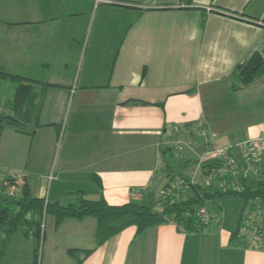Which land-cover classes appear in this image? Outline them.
I'll return each mask as SVG.
<instances>
[{"label":"crops","instance_id":"obj_1","mask_svg":"<svg viewBox=\"0 0 264 264\" xmlns=\"http://www.w3.org/2000/svg\"><path fill=\"white\" fill-rule=\"evenodd\" d=\"M255 52L264 53V0H0V68L47 83L38 84L41 124L32 133L0 128V160L14 173L0 187L12 177L7 189L26 182L49 201L103 195L153 208L176 176L226 184L206 182L177 138L198 147L200 126L212 143L235 142L218 122L239 110L234 94L246 85L232 89L231 73ZM236 217L193 230L173 220L139 232L128 224L97 243L94 217L55 224L47 213L39 264H225L238 248L258 264L256 246L229 242ZM33 244L12 233L0 264H19L28 249L33 257ZM68 248L80 249L79 262Z\"/></svg>","mask_w":264,"mask_h":264},{"label":"trees","instance_id":"obj_2","mask_svg":"<svg viewBox=\"0 0 264 264\" xmlns=\"http://www.w3.org/2000/svg\"><path fill=\"white\" fill-rule=\"evenodd\" d=\"M185 1L191 2V0ZM263 69L264 58L261 54L258 52L251 54L234 67L231 73V77L234 78L231 88L237 90L251 83ZM3 82H10L11 85H4ZM40 82L47 84L0 68V89L5 91L0 97V128L9 126L18 132L32 133L31 127L41 124L38 122L43 95L38 85ZM123 102L138 101L127 99ZM254 176L229 177L226 184L212 188L191 184L189 194L180 196L172 203L164 201L160 210H154L150 205L134 199L121 204H110L103 195L97 198L82 197L76 202L49 201L44 197L33 196L26 182L21 183L17 188L14 187L18 192L17 195H10L7 187L14 183V179L8 177L6 183L0 187V232L2 233L0 259L10 235L20 231L23 235L32 237L36 243L34 262L31 263L35 264L38 243L42 237L43 217L47 213L54 216L55 224L68 217L81 218L86 215L94 217L96 220L95 236L97 243H101L128 224H134L136 231L139 232L153 224L173 220L180 227L193 230L196 227L197 207L207 199L220 198L225 195L238 196L243 201L237 213L235 226L230 232L229 242L240 246H257L258 242L248 238L251 235L249 232L253 229V223H255L250 209H255L252 201L257 197L264 201V170ZM233 179L236 183L231 181ZM246 206L249 209L248 214L244 212ZM90 250H83V255L88 254ZM67 251L75 256L77 262L80 261V249L68 248Z\"/></svg>","mask_w":264,"mask_h":264},{"label":"rangeland","instance_id":"obj_3","mask_svg":"<svg viewBox=\"0 0 264 264\" xmlns=\"http://www.w3.org/2000/svg\"><path fill=\"white\" fill-rule=\"evenodd\" d=\"M3 84L8 86L11 85L10 82H3ZM2 92L3 91H1L0 89V97L2 95ZM234 96L239 102L238 104L239 110L236 111V114H234L233 112L230 113L229 115L230 118H225L223 123L221 122L222 121L221 118L219 119L220 121L218 122L220 124L219 126L227 131L225 132L224 135L228 137V141L237 142L245 138H248L250 136H254L259 133H264V69L262 70L260 75L255 77V79L251 83L244 86L243 90H239L237 93H235ZM69 99L70 98H68V101L66 103V110L68 109L69 106ZM221 114L222 115L224 114V116L228 117V111H224ZM64 122L65 119H63L61 122L62 126ZM220 142H226V141H219V140H217V142L213 141L215 146H220L221 145ZM57 148L58 147H56V150ZM161 158L162 156L160 157V159ZM173 159L175 160L174 156ZM173 159L171 160L174 161ZM11 168L12 166L9 167L5 161L0 160V180L8 176V172H10ZM10 173L14 174L13 171H11ZM231 181L236 183L235 179ZM249 202L251 203V201ZM252 204L255 209L253 210L250 209V211L253 217L255 218V223H253V229L252 231L249 232V234L251 235L248 238L252 239L256 243L258 242V245L254 247L256 251H258L259 253L258 264H264V201H262L260 197H257V199L252 201ZM242 205H243L242 199L238 196H233V195L232 196L225 195L220 198H216V200L214 201H208V203L205 204V206L208 209H210L217 215L219 214L221 218L222 219L224 218L226 222H229L231 218L234 219V216H236ZM162 206H163V202L158 201L153 206V209L160 210ZM244 212L245 214L249 213V209L247 206ZM35 246L36 243L34 242L33 248H35ZM36 253L38 255L36 254L37 261H35L36 262L35 264H39L40 253H41V239L40 242L38 243V250L36 251ZM248 255L250 254H247V250L238 248L236 257L234 258V255L229 257L230 261L227 263L225 262V264H249L250 262L251 264H255L253 261H251L252 259H249ZM11 257L12 256H10V258ZM19 257H20L19 264H28L29 262L33 263L34 249H33V257L30 249H28L27 251L20 252Z\"/></svg>","mask_w":264,"mask_h":264},{"label":"built area","instance_id":"obj_4","mask_svg":"<svg viewBox=\"0 0 264 264\" xmlns=\"http://www.w3.org/2000/svg\"><path fill=\"white\" fill-rule=\"evenodd\" d=\"M260 54L264 58V53L260 52ZM174 129L177 130L176 125H174ZM193 134L199 139L198 147L193 146L194 140L191 137L177 138L176 145L179 149L185 146L194 151L196 166L206 182L216 179L222 185L223 181L229 177H250L264 170V133L220 146H215L211 142L203 127H196ZM194 182V180L183 176L173 178L163 189L164 201L172 203ZM8 193L10 195L18 194L13 188H10ZM208 221H219V215L204 205L199 206L196 210L195 229Z\"/></svg>","mask_w":264,"mask_h":264}]
</instances>
